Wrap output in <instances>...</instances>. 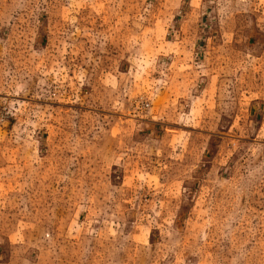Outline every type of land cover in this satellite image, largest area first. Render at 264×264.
Masks as SVG:
<instances>
[{
    "label": "rangeland",
    "instance_id": "rangeland-1",
    "mask_svg": "<svg viewBox=\"0 0 264 264\" xmlns=\"http://www.w3.org/2000/svg\"><path fill=\"white\" fill-rule=\"evenodd\" d=\"M0 264H264V0H0Z\"/></svg>",
    "mask_w": 264,
    "mask_h": 264
}]
</instances>
